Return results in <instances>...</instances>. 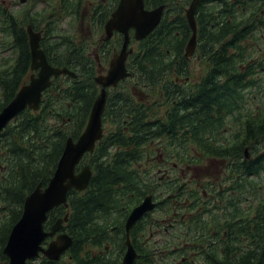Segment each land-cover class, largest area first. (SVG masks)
Masks as SVG:
<instances>
[{
    "label": "trees",
    "instance_id": "1",
    "mask_svg": "<svg viewBox=\"0 0 264 264\" xmlns=\"http://www.w3.org/2000/svg\"><path fill=\"white\" fill-rule=\"evenodd\" d=\"M59 1L61 8L57 9L53 2L48 5L49 0H35L33 12L24 9L21 15L7 11L0 1V51L12 52L10 57H3L0 63V112L15 98L26 78L31 75L28 25L42 33L41 48L53 67H66L78 74V68L83 63L84 74L91 75L93 67L86 56L87 50L77 44L75 17L78 14L76 4L84 8L88 0ZM119 1L112 0L110 6L104 8L106 13L97 25L99 33ZM177 1L180 0H145V5L148 10L164 4L174 9L173 4ZM181 1L188 7L192 0ZM43 2H47V5L38 8ZM263 7L264 0H201L196 14L198 51L202 57L209 55L216 59L208 78L202 82L201 91L211 89L213 95L227 92L236 102L239 74L242 75V89H245L246 79L254 76L259 92L264 91V43L259 42L258 45L252 29L256 24L264 28ZM180 12V18L176 21L165 18L146 39L140 42L132 40L131 85L145 84L147 91L155 97L160 94L159 75L172 72L171 58H184L185 46L191 37L185 15ZM92 91V86H89L87 92L84 90L79 94L77 79L61 76L53 80L52 86L44 92L39 111L27 109L0 134V264H9L3 250L13 227L22 217L27 197L38 186L47 187L68 140L72 138L77 141L80 137L89 117L87 102L81 105V98ZM198 97L200 101L194 107L183 104L184 108L189 109V114L182 122L174 119L175 123H182L179 127L206 131L209 126L220 122L222 114L215 99L211 98L208 103L203 92ZM263 104H259L254 119L251 118L250 108L246 110L250 123L248 134L254 125L257 136L264 134ZM107 110L108 121H121L111 105H107ZM148 114L152 115V112L148 111ZM148 114L142 118L139 111L135 114L131 112V137L117 135L104 138L94 156H85L76 167V173L89 161L93 173L89 187L82 192L69 191L66 204L48 213L44 224L46 232L51 231L59 219H67L64 229L73 244L66 257L53 262L42 256L27 264H122L116 247L115 255L107 259L99 257L94 260L91 251L97 242L104 241L112 225L120 226L117 235L121 243L124 241L123 223L126 216L145 197L154 195L155 186L143 165L145 153L151 151L150 142L162 135L169 138L179 136L174 134L172 126L159 125V121ZM232 114L239 115L240 112L238 110ZM191 133H185L181 138L187 139ZM114 144L120 148L114 158L101 159ZM257 157L258 172L261 173L264 171V161L262 157ZM138 227L139 224L131 232L133 242L138 238ZM248 229V252L241 256V264H264V206L258 209L255 232H252L250 224ZM49 242L48 239L44 245ZM238 260L235 254L226 258L227 264H238ZM148 264H151V260Z\"/></svg>",
    "mask_w": 264,
    "mask_h": 264
},
{
    "label": "flooded vegetation",
    "instance_id": "2",
    "mask_svg": "<svg viewBox=\"0 0 264 264\" xmlns=\"http://www.w3.org/2000/svg\"><path fill=\"white\" fill-rule=\"evenodd\" d=\"M0 1L7 11L12 10L17 15H21L24 9L33 12L35 0H20L19 3H14L12 0ZM193 1L188 7H185L181 0L177 1L173 4L174 9L170 8V5H162L165 8L158 27L165 18L176 21L182 16L180 12L182 11L191 31V37L186 43L184 58H171L172 72L159 75L160 94L157 97L147 91L148 86L145 84L131 85L133 62L131 55L134 52L132 40H136L134 29L129 32L128 51L132 53L124 61L126 76L117 84L104 87L111 64L121 54L126 38L125 34L118 30H112L110 34L106 30L107 23L117 8L110 14L104 23L103 31L99 33L97 25L106 13L104 8L109 7L112 0H88L84 8L77 4L75 6L76 12L78 11V14H75L77 44L82 49L86 48V56L93 67L90 76L84 74L83 63L78 68V74L75 73L79 94L84 90L87 92L89 86L93 89L91 94L83 95L81 98V105L87 102L89 117L80 137L86 130L96 101L103 90H106L102 137L96 142L93 151L84 154L82 160L85 156H94L104 138L117 135L131 137V112L135 114L139 111L142 118H145L148 111H151L152 115H148L159 121V125H170L174 129V134H179L171 138L162 135L151 141V151L146 152L143 157L144 170L155 186L154 195H148L152 196L155 208L133 226L135 228L139 224L137 230L139 234L135 242L131 237L133 228L130 230V241L137 253L134 264H148L150 260L151 264H227V256L234 254L239 259L238 264H241V256L248 252L250 233L248 225L250 224L254 233L257 227L258 209L264 206V171L258 172L257 163V156L262 157L264 161V134L261 137L257 136L256 125L248 134L250 123H248L246 112L250 108L251 118L257 117L259 104L264 103V91L259 92L257 78L254 76L246 79L245 89H242L241 74L237 75L239 82L236 85L239 90L236 102L233 101L230 93L213 95L211 89L200 90L202 82L208 78L216 59L209 55L205 57L200 55L198 26L195 51L192 56H187L186 49L193 35L187 19V10ZM51 2L55 3L53 4L55 8H61L59 0H49L48 5ZM200 2L201 0L197 4V9ZM22 4V8L16 11L15 6ZM153 10L156 9L148 11ZM168 14L171 15L167 16ZM261 15L264 17V7ZM252 29L258 45L259 42L264 43V28L256 24ZM200 92H203L204 99L208 103L213 98L214 102L220 105L222 114L220 122L209 126L206 131L179 127L178 125L182 123H175L174 119L179 122L184 120L189 114V109L184 108L183 104L186 103L188 107L196 106V103L200 101L198 97ZM108 104L115 111V115H119L121 121H108ZM229 106L234 108L231 109ZM262 109L264 110V104ZM238 110L239 115L232 114ZM176 129H178L177 132H175ZM189 132L192 133L187 139L181 138V135ZM119 149L115 145L108 150V154L102 155L101 159H113ZM86 167L90 168L89 161L83 164L82 170ZM131 212L123 223L124 241L121 243L117 235L120 226H110L104 241L97 242L91 251L94 260L99 257L112 258L115 255L114 247H116L118 248L117 256L123 264L127 252L126 224ZM62 220L63 227L59 234L66 233L64 225L67 219ZM55 239L56 237L53 238ZM66 253L61 259L66 257Z\"/></svg>",
    "mask_w": 264,
    "mask_h": 264
},
{
    "label": "water",
    "instance_id": "3",
    "mask_svg": "<svg viewBox=\"0 0 264 264\" xmlns=\"http://www.w3.org/2000/svg\"><path fill=\"white\" fill-rule=\"evenodd\" d=\"M199 1L194 0L187 10V19L193 32L186 49L188 57L193 55L197 44L195 13ZM164 8L165 6H161L156 10L148 11L145 9V0H120L116 11L107 23L106 30L109 34L112 30H118L124 33L126 38L121 54L111 64L104 87L115 85L126 76L124 61L132 53V51H128L130 30L134 29L137 41L146 39L160 24ZM27 32L33 73L17 92L15 98L0 112V134L27 109L34 112L39 111L43 94L52 86L53 80L61 76L76 78V74L68 68L53 67L49 63L41 48L42 33L36 32L32 26L27 27ZM105 105L106 90L104 89L94 105L85 132L77 142L72 138L68 140L47 187L42 188L40 185L27 197L22 217L13 227L3 250L4 255L9 259V264H27L29 261L38 259L41 255L50 261L58 262L70 250L73 244L72 238L67 233L59 234L63 227V220L59 219L49 232L45 231L44 224L51 210L66 204L69 191L82 192L89 187L92 179L91 169L86 167L80 173H76V167L84 154L93 151L96 142L102 137V115ZM154 208L153 198L148 196L131 212L126 224L127 252L123 264H134L137 258V253L130 241V230ZM54 237H56L55 240L44 245L48 239Z\"/></svg>",
    "mask_w": 264,
    "mask_h": 264
},
{
    "label": "rangeland",
    "instance_id": "4",
    "mask_svg": "<svg viewBox=\"0 0 264 264\" xmlns=\"http://www.w3.org/2000/svg\"><path fill=\"white\" fill-rule=\"evenodd\" d=\"M2 1H3V0H2ZM5 1H8V0H4V2H5ZM12 1H13L14 3H15V2L19 3V2H20V0H12ZM52 4H55V3L53 2ZM28 5H30V3H28ZM45 5H47V2H43V4H42V3L39 4L38 8H43V6H45ZM22 6H23V4H22V5H17V6H15V7H16V11L19 10V9H21ZM11 55H12V52H11V51H8V52H5V53H2V52L0 51V63L2 62V58H3V57L7 58V57H10Z\"/></svg>",
    "mask_w": 264,
    "mask_h": 264
}]
</instances>
